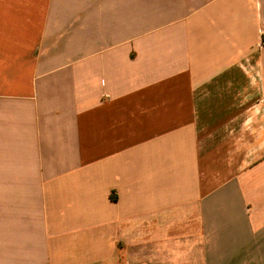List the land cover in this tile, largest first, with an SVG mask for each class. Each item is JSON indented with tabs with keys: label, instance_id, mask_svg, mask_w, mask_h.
I'll use <instances>...</instances> for the list:
<instances>
[{
	"label": "crops",
	"instance_id": "1",
	"mask_svg": "<svg viewBox=\"0 0 264 264\" xmlns=\"http://www.w3.org/2000/svg\"><path fill=\"white\" fill-rule=\"evenodd\" d=\"M0 264H264V0H0Z\"/></svg>",
	"mask_w": 264,
	"mask_h": 264
},
{
	"label": "rangeland",
	"instance_id": "2",
	"mask_svg": "<svg viewBox=\"0 0 264 264\" xmlns=\"http://www.w3.org/2000/svg\"><path fill=\"white\" fill-rule=\"evenodd\" d=\"M4 193H6V192H4ZM7 193H9V192H7Z\"/></svg>",
	"mask_w": 264,
	"mask_h": 264
}]
</instances>
